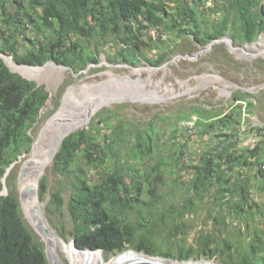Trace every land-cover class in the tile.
I'll use <instances>...</instances> for the list:
<instances>
[{"label": "trees", "instance_id": "obj_1", "mask_svg": "<svg viewBox=\"0 0 264 264\" xmlns=\"http://www.w3.org/2000/svg\"><path fill=\"white\" fill-rule=\"evenodd\" d=\"M192 3L0 0V53L19 65L41 67L52 61L74 73L98 65L101 52L130 66L144 60L160 67L168 60L165 44L170 39L163 40L164 33L208 45L231 32L234 43L246 45L264 31V0H214L213 7H206L204 0ZM208 11L216 20L205 21ZM147 29H156L158 38L146 42ZM152 44L159 50L153 60L144 54V47L151 50ZM49 98L43 86L10 71L0 59V264H49L12 183L18 162L31 153L36 139L32 129ZM253 106L243 93L233 95L225 110L195 106L176 118L167 141L161 140L154 121L132 122L114 111L97 113L86 127L61 141L52 159L68 200L63 188L56 187L48 212L63 214L66 207L71 240L79 250H92L76 251L83 257L103 253L114 258L133 250L178 260H165L172 264H219L190 259L264 264V202L256 199L264 196V140L254 147L239 146L245 138L243 114ZM192 115L200 135L211 140L197 160L187 157L186 145L177 141L180 125ZM166 186L171 190L164 191ZM177 189L185 193L175 199ZM48 192L43 177L41 202ZM201 210L208 212L212 229L199 231L187 245L186 216ZM52 223L66 238L65 225ZM98 250L102 253L93 252Z\"/></svg>", "mask_w": 264, "mask_h": 264}, {"label": "rangeland", "instance_id": "obj_2", "mask_svg": "<svg viewBox=\"0 0 264 264\" xmlns=\"http://www.w3.org/2000/svg\"><path fill=\"white\" fill-rule=\"evenodd\" d=\"M191 1L193 3H196V1L199 2V0ZM205 2L206 7H213L214 0H204ZM205 15L204 19L207 22L216 20L210 11L206 12ZM217 17H221V15H217ZM146 32V42H149V37L158 38L159 36L156 29H147ZM224 38L232 39L234 46L239 45L234 43L231 32L226 33ZM165 39H170L165 44V47H168L166 48L168 64L162 68L161 66L153 67L144 60L139 65H134L133 67L135 68H132L130 65L123 63V61L112 59L106 53L101 52L98 55L99 64H90L85 71L74 73L71 70H60L59 72L50 70L40 78L31 79V81L36 82L39 86H43L50 95L49 101L42 112L41 119L32 129V135L36 138L35 147L40 139L44 137L47 132V127L57 114L65 113L66 111H70L73 114L81 108L86 100L92 97L93 100H90L93 102L92 104H95L92 112L86 118L85 122L79 125L80 127L76 126L70 131L86 127L99 112L114 111L121 117L132 122L154 121L157 123L160 134L162 135L161 140L167 141L169 139V127L175 124L178 116L191 113L195 106L225 110L232 103L233 95L237 93L247 95L248 101L254 104L250 112H246L244 128L247 129V126L250 124L255 126L264 124V56L242 54L240 50L230 48L227 43H218L199 57H190L208 45L198 44L190 37L177 40L167 33H164L163 40ZM21 44H27V42L22 41ZM152 45L153 49L151 50L144 47V54L153 60L155 55L159 53V50L154 44ZM244 46L246 48H252L254 51L264 50V31L255 42ZM20 50H22V47H20ZM49 64L52 65L51 63L47 65ZM132 69H145V71L140 74H134L131 71ZM119 78H121L120 82H114L113 85H108L107 87H101L100 85L104 82L119 80ZM116 89L126 90L128 93L116 98ZM103 98L106 100L98 107H95ZM195 119L196 116L192 115L191 120L194 121ZM190 122L189 120L182 122L177 141L179 144L186 145L187 157L192 156L193 159L197 160L201 153L206 152L210 148L211 140L207 135L201 136L197 129L195 131L190 129ZM61 140L62 138L53 154L57 151ZM257 141L254 136L248 134L239 146L254 147ZM33 155V152L24 155L18 162L17 174L15 173L16 175L12 183H15L18 189L23 217L32 231L38 236L27 216L24 202L21 201L20 189L21 173L24 170L25 164L32 160ZM52 157L44 172L38 177L31 179L33 186L36 188L37 199L45 221L56 232L61 243L71 250L73 257L76 256L77 264H108L113 257L110 258L102 252V254H97L93 257H83L76 252L78 250L76 248L74 249L73 243L71 242V221L66 207H64L63 214H59V212H48L47 205L51 199V192L56 187L63 188L64 197L66 201L68 200V190L65 189V184L61 182V177L53 170ZM181 165L182 163L178 165V171ZM182 175L184 177L187 176L186 173H182ZM43 177H46L48 180L49 192L45 201L41 202L39 200L38 190L39 182ZM256 182L258 183V180ZM253 183L255 184L254 179ZM169 185L171 186V182H169ZM170 190L171 187L168 188L166 186L164 188V191ZM6 192L7 188L5 187L4 194ZM184 193L185 191L180 192L177 189L175 190L173 198L177 199L180 194ZM254 197L256 196L254 195ZM256 199L258 202H264V196L256 197ZM207 216L208 212L203 210L195 216L192 215L189 218L186 216L185 232L188 234L187 245L195 242L199 231L212 229L211 222L208 224L206 220ZM52 220L57 222V224L60 223L59 225H65L67 231L66 238L63 239L60 231L61 227L54 226ZM64 251L63 247H60V255L64 263L74 264V258L68 257ZM46 257L48 263L53 264L47 255ZM167 260L178 261L172 259ZM202 260L204 259H190L189 261ZM206 261L221 264L215 259Z\"/></svg>", "mask_w": 264, "mask_h": 264}, {"label": "bare ground", "instance_id": "obj_3", "mask_svg": "<svg viewBox=\"0 0 264 264\" xmlns=\"http://www.w3.org/2000/svg\"><path fill=\"white\" fill-rule=\"evenodd\" d=\"M233 50H240L242 54L246 55H262L264 56V50L254 51L252 48L244 47H233ZM230 47V48H231ZM2 58L8 65L11 71L20 74L21 76L28 79H36L43 76L46 72L50 70L60 71L62 69L55 67L54 65H46L45 67H33L26 65H19L14 63L13 58L9 55L2 54ZM132 73L140 74L145 71V69H132ZM43 79V78H42ZM111 79V78H110ZM119 80L108 81L101 84L102 86L113 85L114 82H120ZM112 80V79H111ZM136 80V79H135ZM123 82V80H121ZM140 82V81H139ZM138 83V82H137ZM131 86V85H130ZM128 92L126 90L116 89L115 97H122ZM92 98L86 100L81 108L75 113L66 111L65 113L57 114L47 127V132L42 139L37 143L34 151L33 158L27 162L24 166L25 173L20 177V189L22 201L27 210V216L30 223L40 239L44 242L47 249V256L53 264H65L60 255V247H63L65 254L68 257H73L71 250L61 243L56 232L48 225L45 221L43 213L40 209V205L37 199V191L35 186H33L31 179L33 177H38L41 175L45 168L51 161L52 154L57 147L60 139L71 129L76 126L83 124L89 114L92 112L95 104L91 102ZM106 99H101L98 107ZM80 127V126H79ZM54 155V154H53ZM39 211L40 214L36 215L35 212ZM73 247L75 248L74 244ZM79 251V250H78ZM74 258V264H77L76 256ZM107 261V260H105ZM104 261V262H105ZM108 264H172L171 262L162 259H153L146 256L144 253H139L133 250L126 251L118 256L114 257L109 261Z\"/></svg>", "mask_w": 264, "mask_h": 264}, {"label": "water", "instance_id": "obj_4", "mask_svg": "<svg viewBox=\"0 0 264 264\" xmlns=\"http://www.w3.org/2000/svg\"><path fill=\"white\" fill-rule=\"evenodd\" d=\"M218 43H227L228 45H229V47H231V46H233V47H244V45H238V46H234L233 45V42H232V39H227V38H224V37H222V38H219V39H214L213 41H211L209 44H208V46L206 47V48H204V49H202V50H200V51H198L194 56H190V57H199L201 54H203V53H206L207 51H209L211 48H213V46L215 45V44H218ZM12 57V56H11ZM13 58V57H12ZM0 59H2V61H3V63L8 67V65L5 63V61H4V59L2 58V53H0ZM14 61V60H13ZM14 63H16L15 61H14ZM48 63H51L52 65H54V66H56L57 68H60V69H62V70H71L72 71V69L71 68H69V67H66V66H61V65H58V64H56L55 62H52V61H50V62H48ZM48 63H46L44 66H41V67H45ZM166 64H168V62L167 63H165L163 66H161V68L162 67H164ZM130 67V66H129ZM132 68H135V67H133V66H131ZM143 67V66H142ZM9 68V67H8ZM147 68V67H146ZM10 69V68H9ZM11 71V70H10ZM13 72V71H12ZM15 73V72H14ZM20 75V74H19ZM23 77V76H22ZM25 78V77H24ZM26 79H28V78H26ZM28 80H31V79H28ZM101 85V84H100ZM76 131V130H75ZM73 131H70V132H68L66 135H64L63 137H62V140L67 136V135H69L70 133H72ZM61 140V141H62ZM61 143V142H60ZM34 147H35V142H34V144H33V147H32V149H31V152H33L34 151ZM58 150V149H57ZM57 152V151H56ZM55 152V153H56ZM55 155V154H54ZM54 155H53V157H54ZM52 157V158H53ZM25 173V170H23L22 171V173H21V175L22 174H24ZM1 194H4V191L1 193ZM21 201H22V199H21ZM35 214L36 215H39L40 214V212L39 211H36L35 212ZM36 232V231H35ZM45 253H46V255H47V249H46V246H45ZM163 259V258H162ZM163 260H167V259H163Z\"/></svg>", "mask_w": 264, "mask_h": 264}, {"label": "built area", "instance_id": "obj_5", "mask_svg": "<svg viewBox=\"0 0 264 264\" xmlns=\"http://www.w3.org/2000/svg\"><path fill=\"white\" fill-rule=\"evenodd\" d=\"M244 106H246L245 103H243ZM246 117V113L243 114V122H242V127H241V133H243L244 136L250 134L251 136H254L255 139H257L258 141L260 140H264V124H261L259 126H255V125H248L247 129L244 128V119ZM190 129H193L195 131V120L192 121L190 120ZM257 141V143H258ZM260 170L261 172L264 174V161L261 163L260 165Z\"/></svg>", "mask_w": 264, "mask_h": 264}, {"label": "clouds", "instance_id": "obj_6", "mask_svg": "<svg viewBox=\"0 0 264 264\" xmlns=\"http://www.w3.org/2000/svg\"><path fill=\"white\" fill-rule=\"evenodd\" d=\"M64 239V238H63ZM72 242H73V244H74V246H75V243H74V241L72 240ZM75 248L77 249V250H79L76 246H75ZM79 251H92V250H79ZM93 252H101L100 250H98V251H93ZM126 252V251H125ZM140 253H142V252H140ZM46 254V253H45ZM119 255V254H118ZM47 258V257H46ZM110 258H112V257H110ZM164 259V258H163ZM204 261H206L205 259H204Z\"/></svg>", "mask_w": 264, "mask_h": 264}]
</instances>
